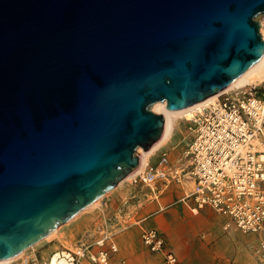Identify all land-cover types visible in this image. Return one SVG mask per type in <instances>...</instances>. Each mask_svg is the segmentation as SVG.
<instances>
[{"label": "water", "instance_id": "1", "mask_svg": "<svg viewBox=\"0 0 264 264\" xmlns=\"http://www.w3.org/2000/svg\"><path fill=\"white\" fill-rule=\"evenodd\" d=\"M264 0H0V258L139 167L150 109L221 90L264 51Z\"/></svg>", "mask_w": 264, "mask_h": 264}, {"label": "built area", "instance_id": "2", "mask_svg": "<svg viewBox=\"0 0 264 264\" xmlns=\"http://www.w3.org/2000/svg\"><path fill=\"white\" fill-rule=\"evenodd\" d=\"M187 120L191 136L184 153L185 178L192 186L179 200H186L194 212L208 207L243 232H264V86L224 91ZM166 163L162 156L161 176ZM136 175L148 185L155 171L146 164ZM140 239L149 251L161 255L163 264H183L161 230L141 227ZM117 250L112 234L104 231L91 242L80 240L73 249L53 252L42 264H56L55 253L64 264H109Z\"/></svg>", "mask_w": 264, "mask_h": 264}, {"label": "rangeland", "instance_id": "3", "mask_svg": "<svg viewBox=\"0 0 264 264\" xmlns=\"http://www.w3.org/2000/svg\"><path fill=\"white\" fill-rule=\"evenodd\" d=\"M263 17L262 14L258 16L262 23L259 26L261 35L264 34ZM252 85L263 87L264 78L261 81L256 79L242 86L230 87L227 91L242 90ZM150 109L154 111L152 105ZM187 126L188 120L184 117L179 118L172 126L170 134L149 154L147 163L143 164L152 166L155 171V178L151 181L154 190H151L150 186L141 181L136 174L130 179H124L114 189L101 196L100 201L95 205L84 209L70 219L71 221L59 226L49 237L4 264H20L25 258H29L27 264H42L53 252L73 249L80 240L91 242L104 231L112 234L119 249L118 240L121 234L134 226L140 231L138 219L148 216L159 206L165 207L169 204L180 203L192 216H197L204 210L220 214L208 207L194 212L186 200H179L180 196L189 191L192 186V182L185 178L187 174L185 173L184 153L191 136ZM137 154L140 157V153L137 152ZM162 156L167 158V163L162 167L164 175L161 176L158 172L161 171ZM176 178H179V181ZM156 195L157 198H154ZM216 238L224 243V261L219 264H264V249L260 248L261 241H264V232H243L226 220L220 223V230L215 240ZM139 240L146 252L153 253L142 244L140 238ZM197 240L202 246L215 241L208 231L197 233L193 242L196 243ZM166 242L171 248L167 239ZM158 255L161 257L160 254ZM109 264H111V257ZM136 264H141V262ZM152 264H163L162 257L159 262Z\"/></svg>", "mask_w": 264, "mask_h": 264}, {"label": "crops", "instance_id": "4", "mask_svg": "<svg viewBox=\"0 0 264 264\" xmlns=\"http://www.w3.org/2000/svg\"><path fill=\"white\" fill-rule=\"evenodd\" d=\"M226 216L204 210L192 216L180 203L159 206L139 222L141 227H153L161 230L170 247L182 258L184 264H219L224 261V243L215 240L220 230V223ZM208 231L214 242L201 245L193 242L197 233ZM140 231L131 227L119 237V249L111 254V264H152L161 257L156 253L146 252L140 245ZM205 248V249H204ZM161 263V262H160Z\"/></svg>", "mask_w": 264, "mask_h": 264}, {"label": "bare ground", "instance_id": "5", "mask_svg": "<svg viewBox=\"0 0 264 264\" xmlns=\"http://www.w3.org/2000/svg\"><path fill=\"white\" fill-rule=\"evenodd\" d=\"M264 18V17H263ZM259 20V19H258ZM261 20V18H260ZM259 23H261L259 21ZM262 24V23H261ZM262 27V26H261ZM262 38L264 39V34L261 35ZM264 78V51L261 54V56L258 58V60L251 65L249 68H247L244 72H242L236 79H234L230 84H228L227 86H225L224 88H222L221 90L205 97L204 99H201L193 104L184 106V107H179V108H168L165 104V101H157L154 102L152 104V109L158 113H161L164 119V127H163V132L161 137L158 139L157 142H155L148 150H143L142 147H137L136 148V153L139 152L140 153V164L141 166L138 167L137 169H135L132 173H130L129 175H127L126 177L120 179L111 189H109L106 192H109L110 190L114 189L121 181H123L124 179H130L132 176H134L139 170L140 168L142 169V166H144L143 164L147 163L148 161V156L149 154L164 140L166 139V137L170 134L171 128L173 125H175V122L180 118H186V119H190L194 113L196 111H198L199 109H201L204 105L214 102L217 99V96L224 92L227 91V89H229L230 87L233 86H242L246 83L249 82H253L256 81V79H259L261 81V79ZM190 181V180H189ZM191 184V183H190ZM141 185V184H140ZM150 188H152L151 190H154V186H152V183L149 182ZM105 192V193H106ZM105 193L103 195H105ZM185 193H188V191H186ZM102 195V196H103ZM152 195V194H151ZM154 196V195H153ZM152 196V197H153ZM98 201H100V197L96 198L95 200H93L91 203H89L88 205H86L85 207H83L79 212H77L76 214H74L71 218H69L68 220H66L65 222L59 224L57 227H55L54 229H52L49 233H47L45 236H43L42 238H40L39 240H37L36 242L32 243L31 245L25 247L24 249H22L19 253H17L14 256L11 257H6V258H0V264H4L9 262L12 259H15L16 257H18L19 255H21L26 249H28L29 247L34 246L36 243L40 242L41 240L49 237L59 226L67 223L70 219H72L73 217H75L76 215H78L81 211H83L84 209L90 208L93 205H95ZM71 221V220H70ZM52 261L56 262V264H64L65 260L62 256H60L58 253H55L52 256Z\"/></svg>", "mask_w": 264, "mask_h": 264}]
</instances>
